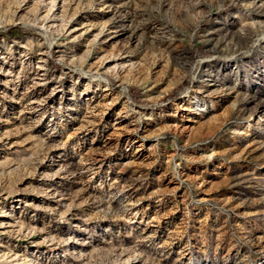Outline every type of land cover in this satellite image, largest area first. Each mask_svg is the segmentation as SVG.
Masks as SVG:
<instances>
[{
	"label": "rangeland",
	"instance_id": "374dc122",
	"mask_svg": "<svg viewBox=\"0 0 264 264\" xmlns=\"http://www.w3.org/2000/svg\"><path fill=\"white\" fill-rule=\"evenodd\" d=\"M0 264H264V0H0Z\"/></svg>",
	"mask_w": 264,
	"mask_h": 264
}]
</instances>
